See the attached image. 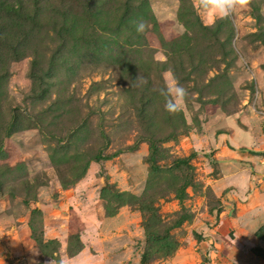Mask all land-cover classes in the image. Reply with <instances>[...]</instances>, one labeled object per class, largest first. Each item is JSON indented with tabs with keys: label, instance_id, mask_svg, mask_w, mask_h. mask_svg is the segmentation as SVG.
<instances>
[{
	"label": "rangeland",
	"instance_id": "rangeland-1",
	"mask_svg": "<svg viewBox=\"0 0 264 264\" xmlns=\"http://www.w3.org/2000/svg\"><path fill=\"white\" fill-rule=\"evenodd\" d=\"M232 2L0 0V264H264V0Z\"/></svg>",
	"mask_w": 264,
	"mask_h": 264
},
{
	"label": "clouds",
	"instance_id": "clouds-1",
	"mask_svg": "<svg viewBox=\"0 0 264 264\" xmlns=\"http://www.w3.org/2000/svg\"><path fill=\"white\" fill-rule=\"evenodd\" d=\"M200 6L205 10L213 6L217 14L221 16H227L234 7L232 0H201ZM145 28L146 24L144 22L138 23V32H143ZM159 94L164 97V110L169 114L179 112L189 95L187 89L179 83L175 74L171 71L164 74L163 87L159 89Z\"/></svg>",
	"mask_w": 264,
	"mask_h": 264
},
{
	"label": "trees",
	"instance_id": "trees-1",
	"mask_svg": "<svg viewBox=\"0 0 264 264\" xmlns=\"http://www.w3.org/2000/svg\"><path fill=\"white\" fill-rule=\"evenodd\" d=\"M148 143L150 146V156H149L150 167L153 171H157V170H159V165L157 163V158H156L157 157V141L153 140V139H149ZM134 146L130 147V150H134L135 149ZM193 157H194V154L190 155L187 158L177 159L174 161L173 166H175L176 168L181 167V166L189 167V160ZM98 158L103 159V160H107V159H111L112 156H109V157L98 156ZM163 240H165V239H163Z\"/></svg>",
	"mask_w": 264,
	"mask_h": 264
}]
</instances>
